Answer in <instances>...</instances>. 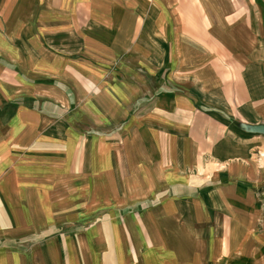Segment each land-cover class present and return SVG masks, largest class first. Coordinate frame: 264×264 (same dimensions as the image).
<instances>
[{"label": "crops", "instance_id": "0c3cea01", "mask_svg": "<svg viewBox=\"0 0 264 264\" xmlns=\"http://www.w3.org/2000/svg\"><path fill=\"white\" fill-rule=\"evenodd\" d=\"M223 1L0 0V234L38 235L0 264H64L50 220L85 228L67 264H162L161 219L209 243L249 212L264 135L240 121L264 123V0H241L249 19Z\"/></svg>", "mask_w": 264, "mask_h": 264}, {"label": "rangeland", "instance_id": "374dc122", "mask_svg": "<svg viewBox=\"0 0 264 264\" xmlns=\"http://www.w3.org/2000/svg\"><path fill=\"white\" fill-rule=\"evenodd\" d=\"M177 1L184 2V0H177ZM197 1H200L198 5L201 4L206 6L207 4V6L210 5L212 6L211 3L212 0H197ZM197 1L191 0L192 4H195V2ZM225 1L226 0H224L223 2ZM240 4L241 6L238 7L233 6L231 8V10L229 11V16H228L229 18L231 17L232 14L234 15L236 9H238L237 12L239 13L241 19L242 18L249 19L257 15V12L256 11L254 12L249 7H247V5L243 3V1L240 0ZM227 5L228 3L227 4L224 3V6ZM2 16L3 15L0 14V19H2ZM143 39L144 40L147 39L145 34L143 35ZM92 64L95 63L92 62ZM166 64L167 63H165L163 59L161 60L160 67L162 68L163 66H167ZM96 65L97 67H101L100 73L101 76L104 77V72H103L104 65L102 66V63L101 65L100 64H96ZM118 65H119V60L115 64L114 63L112 64V72L113 69L118 68ZM108 76H109V71H107V77ZM161 79H167V74L165 76H161ZM144 92L146 94L147 92H150V90H146ZM20 96L25 97L23 95ZM30 101H31L30 103L33 104V100ZM11 112H12L11 107L10 108L8 106L0 107V114H6L5 118L0 121L1 130L5 129V127L9 123L7 118H9V114H11ZM243 123L246 122L240 121V128L242 130H245L241 127V124ZM86 124L87 123L84 122V125ZM247 124H251V123H247ZM115 126L119 127V123L113 122L111 123V126L107 127L106 129H113L115 128ZM5 174L6 172L2 173L0 175L1 178H3ZM256 196H257L256 203L245 204L246 208L248 207L247 210L249 212L242 210L243 212L239 213L240 216H237V218L233 219V221L228 217L219 221V227L221 228L220 230L221 234L218 235L220 239L219 242L207 243V242H203L204 239L199 236L190 235L189 233L187 234L179 233L178 232L179 230L183 231L185 229L181 227L182 225L180 224V221L178 219H176V224L174 223L176 225L175 226L176 228L174 227L173 221L168 220L169 222H167L166 219H161L160 221L162 222L164 228H167L169 231L175 230V232L166 235L167 239H169V241L167 242L165 241L164 237L158 236L159 241L157 243H159L161 246L163 244L165 246L169 244V248L171 249L170 253L171 255L174 256L170 262H167V259L169 258L168 257L169 252L168 250H166L163 252V254H160L162 255L160 256V258H159V253L156 254L155 256L156 261H160L162 264H223V261L225 263L231 260V262L235 263V262H239L241 258H243L244 260L251 261L253 264H263L264 262V179L262 184L258 187V193ZM3 217L5 219L3 220L2 225L8 227L9 219H7V215L5 214H3ZM96 219L97 218L93 219V221L91 222L93 223L97 221ZM20 221H23L22 218ZM73 224H75V222L50 220L48 223L47 230L43 233L44 234L43 239H45L44 240L45 242L54 241L56 247L58 246L59 248L58 251H60V254L62 255V260L64 264H67L65 262V260L67 259L66 256L67 249L65 242L73 238L79 240L80 235L82 238L83 234H85L84 233L85 228L83 226L79 228L76 232L71 233L70 229ZM82 225L87 226L86 228L87 230L88 227L94 226L95 224L83 223ZM249 225H251L252 229L251 232L247 234V229ZM37 236H38L37 234H21V233L8 234L6 236L5 234H0V250H2L4 247H9L11 249H19L21 251H26L27 249H29L30 243L37 239ZM147 242L149 243L148 238H147ZM147 247L149 246L147 245ZM104 255L102 254V256H100V261H101V257L102 258L105 257ZM113 257H117L116 254L114 256L112 253L110 260L104 259L103 262L106 261L108 264H117L118 260L116 258L113 259Z\"/></svg>", "mask_w": 264, "mask_h": 264}, {"label": "water", "instance_id": "95a60500", "mask_svg": "<svg viewBox=\"0 0 264 264\" xmlns=\"http://www.w3.org/2000/svg\"><path fill=\"white\" fill-rule=\"evenodd\" d=\"M241 127L243 129H245L246 131L264 134V123H259V124H247V123H243V124H241Z\"/></svg>", "mask_w": 264, "mask_h": 264}]
</instances>
